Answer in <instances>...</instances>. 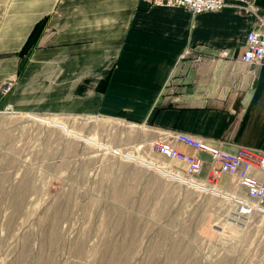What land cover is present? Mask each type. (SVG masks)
Instances as JSON below:
<instances>
[{
  "label": "crops",
  "instance_id": "1",
  "mask_svg": "<svg viewBox=\"0 0 264 264\" xmlns=\"http://www.w3.org/2000/svg\"><path fill=\"white\" fill-rule=\"evenodd\" d=\"M251 1L264 23V0ZM256 16L228 7L191 15L144 0H0V85L13 79L0 91V109L116 117L141 122L153 137L172 129L229 152L264 150V62L239 59ZM40 20L36 41L21 52ZM175 149L194 152L182 142ZM151 153L185 169L178 159ZM196 155L202 166L195 176L203 179L208 155ZM216 185L246 194L225 173Z\"/></svg>",
  "mask_w": 264,
  "mask_h": 264
},
{
  "label": "rangeland",
  "instance_id": "2",
  "mask_svg": "<svg viewBox=\"0 0 264 264\" xmlns=\"http://www.w3.org/2000/svg\"><path fill=\"white\" fill-rule=\"evenodd\" d=\"M147 130L0 112V264H264V211L156 160Z\"/></svg>",
  "mask_w": 264,
  "mask_h": 264
},
{
  "label": "built area",
  "instance_id": "3",
  "mask_svg": "<svg viewBox=\"0 0 264 264\" xmlns=\"http://www.w3.org/2000/svg\"><path fill=\"white\" fill-rule=\"evenodd\" d=\"M153 6L181 7L191 15L202 12H216L228 7L237 13H253L251 0H144ZM263 19L256 16V25L251 26L244 35V48L239 59L243 62H264V28ZM13 84L8 77L0 85V91L6 92ZM11 111L9 107L0 112ZM182 142L192 147L193 153L187 154L175 149V143ZM151 150L159 152L167 158H175L185 163L181 172L196 178L202 166V159L197 152L208 155L207 171L203 179L206 184L216 185L217 177L221 173L227 174V182L234 186H243L245 195L232 192L231 201L237 215L245 216L254 211V206L264 211V150L248 146H238L235 152L225 151L218 146L209 144L204 138L193 134L168 129L162 135L152 140ZM217 186V185H216Z\"/></svg>",
  "mask_w": 264,
  "mask_h": 264
},
{
  "label": "trees",
  "instance_id": "4",
  "mask_svg": "<svg viewBox=\"0 0 264 264\" xmlns=\"http://www.w3.org/2000/svg\"><path fill=\"white\" fill-rule=\"evenodd\" d=\"M42 24H43V20H40V21H38V22H36L34 24V26L32 27L31 31L29 32L26 40L23 42V45H22L21 50H20L21 52H26L31 47V45H33V43L36 41V39H37V37H38V35L40 33ZM107 77H108V73L104 74L98 80L96 88L99 91H103L104 90L106 82H107ZM117 116L124 117L123 111L120 110L118 112Z\"/></svg>",
  "mask_w": 264,
  "mask_h": 264
},
{
  "label": "water",
  "instance_id": "5",
  "mask_svg": "<svg viewBox=\"0 0 264 264\" xmlns=\"http://www.w3.org/2000/svg\"><path fill=\"white\" fill-rule=\"evenodd\" d=\"M86 116H88V117H93L94 114H86Z\"/></svg>",
  "mask_w": 264,
  "mask_h": 264
},
{
  "label": "bare ground",
  "instance_id": "6",
  "mask_svg": "<svg viewBox=\"0 0 264 264\" xmlns=\"http://www.w3.org/2000/svg\"><path fill=\"white\" fill-rule=\"evenodd\" d=\"M213 186H215V187H216V185H213Z\"/></svg>",
  "mask_w": 264,
  "mask_h": 264
}]
</instances>
